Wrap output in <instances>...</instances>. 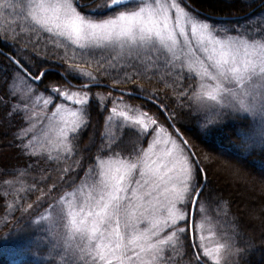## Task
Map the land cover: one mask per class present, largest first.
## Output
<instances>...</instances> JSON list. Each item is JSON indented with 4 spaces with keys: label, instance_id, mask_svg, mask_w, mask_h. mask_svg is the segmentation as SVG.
<instances>
[{
    "label": "snow or ice",
    "instance_id": "1",
    "mask_svg": "<svg viewBox=\"0 0 264 264\" xmlns=\"http://www.w3.org/2000/svg\"><path fill=\"white\" fill-rule=\"evenodd\" d=\"M103 8L110 15L97 19L83 14L77 0H27L26 3L25 0H0V15L15 14L25 21L23 26L17 23L15 28L8 24L4 29L6 37L11 31L14 44L26 40L24 47L31 45L33 51L40 33L55 37L56 47L65 49L62 59L68 64L66 72L86 80L80 86L82 92L61 91L53 85H46L43 90L47 93L50 89L49 98L43 100L45 106L53 103L52 94L80 106L67 108L60 104L52 113V117L59 120L43 134L49 143L56 144L58 153L62 147L65 158L74 155L69 134L77 133L85 125L84 117L89 115L87 90L100 83L97 76L83 66L94 63L95 71L102 74L107 73L109 67H117V56L106 62L103 56L97 58L101 50L117 52L120 59L130 61L132 68H136L137 62L142 63V54L153 68H157L163 56V64L159 66L165 69L161 76L165 87L172 86L165 77H172L174 72L180 75L186 68L193 79H199V90L195 87L180 90L178 98L181 107L186 105L200 123L201 135L214 134L223 118L232 116L247 121V127L240 130L238 136L241 152L264 148V86L256 87L258 81L264 85V40L245 38L235 29L209 24L190 9L187 0H103ZM233 32L235 35L230 34ZM33 34L37 41L32 40ZM70 48L72 56L69 58ZM7 59L14 65L8 95L16 97L20 103L33 101V98L36 102L41 100L43 93L33 84L43 83L48 70H40L27 51L13 53ZM143 66L144 72L125 73L114 83L133 81L134 76L150 80L148 66ZM33 67H37L36 72L32 71ZM65 82L69 88L74 87L70 81ZM147 98L156 100L158 93L153 91ZM164 108L168 110V106ZM19 111L18 104L9 115ZM111 111L122 118L125 129L138 141L154 136L146 150L137 149L133 144L126 158L116 151L122 141L113 139L101 143L83 178L77 172L75 179H71L69 173L73 169L70 167L62 170L65 173L62 179L70 180L71 191L53 199L68 204L66 210L62 204L59 209L67 220L68 245L64 251L68 258L64 264H180L184 256L190 258V264H209V261L221 264V249H228L230 255L240 254L242 250L233 251L234 245L230 243L208 247L203 243V236L201 242L193 246L199 252L182 251L189 222L192 221L193 228L197 227L193 213L203 211L202 197L209 181L208 171L201 167L197 153L175 129L178 113L171 111L168 119L172 123L166 128L141 108L124 105L123 109L113 107ZM32 121L33 116L29 115L30 127L22 129L23 136L18 137L24 151L33 149L28 153L30 157L39 155L35 151L38 144L45 147L39 143ZM30 134L25 144L23 137ZM82 160L83 157L74 162L77 168L84 169ZM232 174L246 180L238 171ZM53 191L60 192L55 184L45 195L50 196ZM53 212L57 209L53 208ZM207 223V217H201L198 227L203 230Z\"/></svg>",
    "mask_w": 264,
    "mask_h": 264
},
{
    "label": "trees",
    "instance_id": "2",
    "mask_svg": "<svg viewBox=\"0 0 264 264\" xmlns=\"http://www.w3.org/2000/svg\"><path fill=\"white\" fill-rule=\"evenodd\" d=\"M260 1L187 0V3L200 18L213 25L220 24V28L235 29L244 34L245 38L259 37L264 40V4L245 17L237 18ZM192 6L210 15L234 18L217 20L195 11L191 8ZM79 9L86 15L97 19L110 14L103 8V0H94L88 5H82ZM89 9L91 11H87ZM10 23L15 28L17 23L23 26L25 21L22 16L15 14L0 15V49L11 55L27 51L34 57L40 70L50 68L43 83L39 81L33 84L36 89H40L42 93L49 96L50 89L47 93L43 91L46 85L68 87L60 72L74 83L86 82L66 72L68 64L62 59L65 49L56 47L53 42L55 37L40 33L37 48L33 51L31 45L24 47L27 44L26 40H22L18 45L14 44L11 31L8 32L7 37L4 35V29ZM31 38L37 41L35 34ZM108 55L106 50L97 52V58L103 56L105 62L109 59L110 55ZM71 56L70 48L68 57ZM71 62L69 59V63ZM76 62L79 63L78 60ZM159 65L157 69L148 67L147 75L151 77L150 80L142 76H134L133 81L119 84H115L114 80L122 79L125 73L132 75L136 71L144 72L145 68L131 67L125 70L124 67L128 66L121 68L117 65L116 68L109 67L108 72L102 74L95 71L94 63L83 67L87 71H92L100 82L130 89L146 97L153 91L157 92L158 99L156 100L124 94L123 98L139 103L143 111H147L148 114L163 122L166 127L169 123L157 104L164 110V106H168V110H165L168 116L172 110L178 113L175 120L176 128L188 141L191 149L197 153L201 167L208 171L209 182L202 197L203 209L213 220L217 231L224 236L225 242L234 245L233 251L236 248L242 250L238 255L228 256V264H264V148L248 153L241 152L238 148L240 143L238 136L239 131L247 127V121L235 119L232 116H225L221 127L214 134L201 135L200 123L186 105L181 107V100L178 98V91L195 87L196 79H193V75L186 70L180 75L174 72L172 77H165L167 83L172 86L165 87V81L161 79L165 69ZM32 71L36 72L37 67H33ZM13 73L14 65L4 54L0 55V97H3V101L0 102V264H64L68 257L58 250L49 236L32 221L34 216L53 203L55 200L53 197L68 189L70 180L62 179L65 176L62 170L66 167L72 168L73 171L69 173V176L75 179L76 173L79 172L81 176L90 162L95 159L97 148L101 143L110 142L113 139L118 142L122 141L116 151L121 152L122 156H127L133 144L137 149L144 147L148 137L143 142L138 141L131 131L125 129L123 124L115 125L111 135H105L104 117L110 109V102L101 104L97 98L93 97L90 109L101 113L102 116L94 115L90 110L85 125L77 133L70 134V143L74 152L71 158H65V154L15 157L17 130L24 123L21 122L18 113L9 115L18 104L20 105L16 97L8 95ZM174 80L175 83H173ZM137 84L142 85L146 91L141 92ZM173 88L176 89L175 92ZM89 91L116 94L99 85L90 86ZM169 131L174 132L173 129ZM82 157L81 162L85 166L84 169L77 168L74 163ZM233 171H238L239 176L245 177L246 180L234 176ZM54 184L60 192L53 191L50 196L45 195ZM30 204L31 208L28 207ZM197 217L198 214L195 213L194 218L197 219ZM230 237L231 240H229ZM183 243L185 248L182 251L193 252L189 230ZM194 245H196L195 239ZM196 250L199 252L197 248ZM180 264H190V258L184 256Z\"/></svg>",
    "mask_w": 264,
    "mask_h": 264
},
{
    "label": "rangeland",
    "instance_id": "3",
    "mask_svg": "<svg viewBox=\"0 0 264 264\" xmlns=\"http://www.w3.org/2000/svg\"><path fill=\"white\" fill-rule=\"evenodd\" d=\"M26 2H27V0H25V3ZM182 6H184V5L182 4ZM186 10H189V9L186 8ZM17 11H19V9ZM87 11H91V10L89 9ZM82 13L85 14L84 12H82ZM109 15H106V16L101 17V18H107ZM203 20H205V19H203ZM205 21L208 22L209 24L213 25V23H210L207 20H205ZM214 26L221 27L220 24H216ZM230 34L235 35L233 33H230ZM106 51L110 55V56L108 55L109 59H111L112 56H117L118 63H117V61H114V63H117L118 66H120V65L128 66V67H124L125 70H129V68H131L129 66L130 61H128L126 59H120V56L117 54V52L112 51V50H106ZM153 58H155V57H153ZM159 64H163V56H161ZM143 65H147L148 67L153 68L151 63L148 61L147 56L142 54V63L137 62L136 68L142 69L144 67ZM184 70L187 71L186 68ZM190 74L193 75L192 73H190ZM199 83H200L199 79L196 78L195 88H197V90H199ZM17 84H19L18 81H17ZM136 86L140 89L142 88V85H140V84H137ZM262 86H264V85H262V82L258 81L257 85H256L257 89L261 88ZM33 87L36 88L34 85H33ZM37 90H38V92L42 93V91L40 89H37ZM64 90H68L69 92H72V91H81L82 92V91H84V90L78 89V88L61 87V91H64ZM87 91H88V95H89V103L86 106L88 109V112L91 110L90 108L92 107L93 97L97 98L101 104L107 103L108 101L110 102V109L105 114V117H104V129H103V131H104L105 135H107V136L111 135L112 130H113L115 125L123 124L122 118L114 116L112 114L111 110L113 107H117L118 110L123 109L124 105H128V106L135 107V108H140V104L137 103L136 101L124 99L122 96L119 97L120 95H114V94L104 93V92L103 93L102 92L93 93L89 90H87ZM48 98H49V96H47L46 94L43 93V98L41 100H39L38 102H36L35 98H33V101H26L24 103H20V105H19L20 111L18 112V115L20 117L21 122L24 124H22L21 128L17 130V136L18 137L23 136V133L21 130L30 127L29 122H28V116L29 115L33 116L32 123H34L36 125V135L39 138V143L45 145V147L41 148L38 144L37 147L35 148V151L37 153H39L38 156L65 154L64 149L62 147L59 149V153H58L56 144L55 143H49L48 138L43 133L47 132V130L49 128L55 127L56 123L58 122L59 117H55V118L52 117V113H54L56 111L57 105L63 104L67 108H73V107L78 108V107H80L78 105H74L72 101L64 100L62 97H56L55 95H52L53 103L45 106L43 103V100L48 99ZM100 109H102V108H100ZM92 113L94 115L99 114L100 116H102V114L99 112L92 111ZM110 116L112 117L111 120H109ZM86 118H87V116L84 117L85 121H86ZM158 122L160 125H163L164 127H166L163 122H161L159 120H158ZM151 127H153V126L150 125V128ZM70 134H72V133H70ZM70 134H69V136H70ZM153 136H154V134H153ZM153 136H148L146 145L143 147L145 150L147 149L148 144L152 141ZM30 138H31V134L27 137H23L24 143L27 144L28 140ZM54 139H55V137L53 136V140ZM34 143H35V141H34ZM16 145H17V147L16 146L15 147L17 148V150H16L15 157H18L19 155L29 156L28 153L33 150L30 148L28 151H24L22 148V145H21V141L18 138H17ZM124 157L126 158L127 156H124ZM81 178H83V174L81 175ZM70 191H71V189L68 188L63 193H68ZM68 200H71V197H68ZM61 204L63 205V208L66 210L68 207V204L66 202H59L57 200H54L51 205H49L43 211H41L39 214L34 216L32 221L37 226H39L42 229V231L47 234V236H49L50 240L53 241L55 247L58 250H61L64 253V255L67 256V254L64 251L68 245V231H67V227H66L67 220L64 218L63 214L59 212ZM53 208H56L57 212H53ZM206 212L207 211L206 210L204 211V209H203V211L198 213L197 219L194 218V222L197 225V227L193 228V235L195 237L194 238L195 244L198 245L201 242L200 241L201 236L204 237L203 243L205 245H207L208 247H215L217 245V243H221V244L226 243L224 236H222L221 233L217 231L216 225L214 224L213 220L209 217V214ZM201 217H207V220L209 222L205 225V228L203 230H201L198 227V225L201 222ZM74 242L75 241H73V243ZM228 256H230L229 250L228 249H221V252H220L221 264H228V261H227ZM231 256H233V255H231ZM209 264H214V262L209 261Z\"/></svg>",
    "mask_w": 264,
    "mask_h": 264
},
{
    "label": "water",
    "instance_id": "4",
    "mask_svg": "<svg viewBox=\"0 0 264 264\" xmlns=\"http://www.w3.org/2000/svg\"><path fill=\"white\" fill-rule=\"evenodd\" d=\"M92 1H94V0L87 1V2H84V3H80V1L77 0V3H78V5H83V4H89V3H91ZM187 4H188V3H187ZM262 4H264V0H261L259 3H257V4L255 5V7H253V8L251 9V11H254L257 7L261 6ZM192 9L196 10V11L199 12V13H202V14L205 15V16L212 17V18H215V19H217V20H226V19H232V18H234V17H232V16H215V15H210V14H207V13L201 11V10H198V9L194 8L193 6H192ZM0 52H2L6 57H8L9 55H11V54H9V53H7V52H4V51L1 50V49H0ZM48 69H50V68H47V70H48ZM60 73H61V76H62L65 80L69 81V80L67 79V77L64 75V73H62V72H60ZM37 82H39V81H36L35 83H37ZM70 83H71V85H75V86H77V87H80V86L82 85V84H74V83H72L71 81H70ZM97 85H99V86H103V87H106V88H109V89H111L112 91H115V92H117V93H121V94L130 95V96L139 97V98H143V99H147V100H149L145 95H143V94H141V93H139V92L132 91V90H128V89H123V88H120V87H115V86H113V85H110L109 83L100 82V83L97 84ZM92 86H94V85H92ZM157 105H158L159 107H161L159 104H157ZM160 109H161V108H160ZM161 110H162V113L164 114L166 120L168 121V123H172V121L168 119L169 116L167 115V112H166L164 109H161ZM175 129H177L176 126H175ZM175 129H173V130L175 131ZM179 136H180L181 138L185 139V138L183 137V135L181 134L180 131H179ZM185 140H186V139H185ZM188 147L191 149V147L189 146V144H188ZM191 150H192V149H191ZM192 151H193V150H192ZM194 214H195V213H193V221H194ZM189 239H190V245H191V248H192L193 252H197V251H196V248L193 247V246H194V235H193L192 221L189 222Z\"/></svg>",
    "mask_w": 264,
    "mask_h": 264
},
{
    "label": "bare ground",
    "instance_id": "5",
    "mask_svg": "<svg viewBox=\"0 0 264 264\" xmlns=\"http://www.w3.org/2000/svg\"><path fill=\"white\" fill-rule=\"evenodd\" d=\"M253 7H255V6H253ZM252 7V8H253ZM251 8V9H252ZM251 9H249L247 12H245V13H243V14H241V15H239L237 18H243V17H245L246 15H248V14H250L251 12H253V11H251ZM69 80V79H68ZM70 81V80H69ZM72 82V81H71ZM72 83H74V82H72ZM83 83H85V82H83ZM83 83H74V84H83ZM110 85H112V84H110ZM74 86V88H78V89H81V87H77V86H75V85H73ZM113 86H115V85H113ZM103 87V86H102ZM115 87H117V86H115ZM106 88V87H105ZM107 89H109V88H107ZM109 90H111V89H109ZM112 91V90H111ZM113 92H115V91H113ZM116 94H114V95H120L119 97H123V94H121V93H117V92H115ZM125 95V94H124Z\"/></svg>",
    "mask_w": 264,
    "mask_h": 264
}]
</instances>
